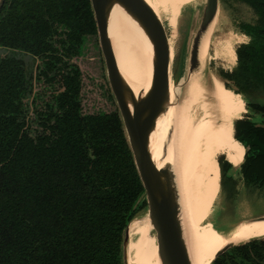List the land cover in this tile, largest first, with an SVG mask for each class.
<instances>
[{"label":"trees","instance_id":"1","mask_svg":"<svg viewBox=\"0 0 264 264\" xmlns=\"http://www.w3.org/2000/svg\"><path fill=\"white\" fill-rule=\"evenodd\" d=\"M242 1L259 25H243L252 42L226 79L264 115L252 99L264 91V0ZM97 36L90 0H6L0 14V264H123L125 230L146 202L135 209L144 187L119 111H83L74 60ZM263 127L235 124L249 148L241 173L261 188ZM220 168L224 180L233 165ZM214 264H264V238Z\"/></svg>","mask_w":264,"mask_h":264},{"label":"bare ground","instance_id":"2","mask_svg":"<svg viewBox=\"0 0 264 264\" xmlns=\"http://www.w3.org/2000/svg\"><path fill=\"white\" fill-rule=\"evenodd\" d=\"M146 1L158 16L165 11V0ZM199 1L202 0H182V8L187 9ZM216 21L203 38L201 68L190 76L180 101H177L171 84V105L160 118L152 141L158 165L163 167L170 163L173 166L181 198V222L193 264H212L217 253L229 244L264 238V221L243 222L229 233L228 239L218 244L208 243L205 235L209 233L205 231L207 225L216 229L209 220L214 207L204 213V195L210 178L219 169L221 172L219 155L227 156L228 162L237 168L242 166L246 155L244 146L234 139L235 122L243 116L234 95L237 93L215 75L208 80L203 78L206 65L213 61H221L227 69H234L236 47L244 43L243 38L212 42ZM166 27L173 71L180 44V27L176 29L173 23ZM109 34L125 80L137 97L147 93L152 85L154 49L143 28L121 6L115 5L109 16ZM211 47L213 54H210ZM246 111L248 113L247 107ZM169 133L173 135L164 161V142ZM129 238V264H162L157 237L146 216L130 226Z\"/></svg>","mask_w":264,"mask_h":264},{"label":"water","instance_id":"3","mask_svg":"<svg viewBox=\"0 0 264 264\" xmlns=\"http://www.w3.org/2000/svg\"><path fill=\"white\" fill-rule=\"evenodd\" d=\"M90 1L106 64L107 78L144 187V195L136 204L135 209L143 201L146 202V206L136 214L125 230L122 246L123 264H129L130 226L143 216L149 219L157 237L162 264H193L181 222L182 207L177 178L172 164L166 163L160 167L155 161L152 141L160 118L171 105V84L174 87L177 101H180L184 96L190 76L201 68V45L211 25L216 19L218 20L220 0H202L188 6L189 8L193 7L194 15L189 25L184 47L177 59V70L174 73L171 71V56L165 26L146 0ZM5 3L6 0H0V14ZM115 5L121 6L143 28L154 49L152 85L147 93L140 94L138 97L121 73L109 34V16ZM208 77L209 63L203 73L204 79L208 80ZM172 135L169 133L167 141L164 142L162 156L164 161L167 158ZM236 168L233 166L229 173ZM260 221H264V215L245 217L235 222L223 218L220 223L214 220L212 223L218 231L230 233L243 222ZM251 241L229 244L217 253L212 264L228 250Z\"/></svg>","mask_w":264,"mask_h":264},{"label":"rangeland","instance_id":"4","mask_svg":"<svg viewBox=\"0 0 264 264\" xmlns=\"http://www.w3.org/2000/svg\"><path fill=\"white\" fill-rule=\"evenodd\" d=\"M163 5L165 6V11H162L159 17L165 26L166 33L168 32V27L166 26L170 27L171 23H173L176 29L180 27V44L177 52L178 59L184 47L189 25L194 15L192 13L193 7H188L183 10L182 0H165ZM258 20L259 16L256 11L242 0H220V11L218 20L215 23L216 29L214 28L213 31L212 42L217 43L224 42L228 39L236 40L243 38V44L249 43L250 38L244 34L243 25H254L258 23ZM243 44L237 45L236 52ZM210 54H213V47L210 49ZM177 59L172 68L173 73L177 70ZM74 62L83 72L82 104L84 113H110L118 110L107 78L106 64L98 36L87 40L82 56L76 58ZM231 70L227 69L221 61L210 62L208 78L215 75L226 83V87L236 91L235 85L226 79V75L230 74ZM36 88L40 90L41 94H45V97L49 96L51 92L43 83L38 84ZM252 99L264 105V92H259ZM32 118L34 120V117ZM32 127L35 130L37 129L36 121H34ZM226 157L223 154L219 155V163ZM221 177L222 173L219 169L210 178L206 186L204 213L214 207L211 218H209L210 221L214 220L220 223L221 219L224 218L235 222L245 217L250 218L264 215V187L248 185L241 173V167L229 173L227 179L223 180ZM210 225H207L205 229V231L209 232L205 234L208 243L218 244L230 237L231 234L218 231Z\"/></svg>","mask_w":264,"mask_h":264},{"label":"flooded vegetation","instance_id":"5","mask_svg":"<svg viewBox=\"0 0 264 264\" xmlns=\"http://www.w3.org/2000/svg\"><path fill=\"white\" fill-rule=\"evenodd\" d=\"M257 13V12H256ZM259 16V15H258ZM259 20H260V16H259ZM259 20H258V23H256V24H254L253 26H255V25H259ZM244 32V31H243ZM244 34L246 35V36H248L249 38H250V42L249 43H246V44H243V45H241L240 47H239V49L242 47V46H245V45H249L251 42H252V37L251 36H249L247 33H245L244 32ZM238 49V50H239ZM237 50V51H238ZM238 65H239V57H238V53H237V65H236V67L234 68V70H231V73H233L237 68H238ZM233 92V91H232ZM236 92V91H235ZM262 92H264V91H262ZM234 93V92H233ZM237 93V92H236ZM237 94H239V93H237ZM237 94H235L234 93V95H235V97H236V101H237V103H238V105H239V109L241 110V112L243 113V117L240 119V120H237V122L238 121H251V122H255L259 127H263L264 126V115L263 114H261V113H259V112H257V111H254L253 109H251V108H249V106L247 105V102H246V100H245V98L243 97V95L242 94H239V95H241V97L243 98H241L239 95H237ZM245 102H244V101ZM253 102H255L256 104H259V105H263V104H260V103H258L257 101H253ZM245 103H246V106H245ZM264 106V105H263ZM246 107H247V110H248V113H247V111H246ZM247 113V114H246ZM245 115H247V117H245ZM258 117H260V119H258ZM236 124V123H235ZM264 128V127H263ZM237 139V137H236V128H235V126H234V139ZM238 140V139H237ZM239 141V140H238ZM239 142H241V141H239ZM242 143V142H241ZM243 144V143H242ZM244 145V144H243ZM244 149H246V150H249V148H247L245 145H244ZM239 152L241 153V150L239 149ZM248 152V151H247ZM226 159V161H228L227 160V158H225ZM245 159H246V155H245ZM245 162V161H244ZM230 163V162H229ZM244 164V163H243ZM242 164V165H243Z\"/></svg>","mask_w":264,"mask_h":264}]
</instances>
